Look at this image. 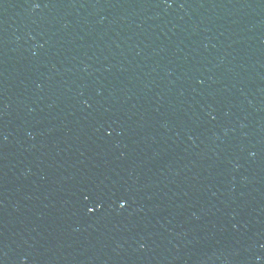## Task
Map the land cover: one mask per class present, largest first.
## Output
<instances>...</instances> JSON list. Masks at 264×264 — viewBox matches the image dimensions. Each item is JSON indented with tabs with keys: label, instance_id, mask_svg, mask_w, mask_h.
Here are the masks:
<instances>
[{
	"label": "water",
	"instance_id": "1",
	"mask_svg": "<svg viewBox=\"0 0 264 264\" xmlns=\"http://www.w3.org/2000/svg\"><path fill=\"white\" fill-rule=\"evenodd\" d=\"M0 264H264V0H0Z\"/></svg>",
	"mask_w": 264,
	"mask_h": 264
},
{
	"label": "snow or ice",
	"instance_id": "2",
	"mask_svg": "<svg viewBox=\"0 0 264 264\" xmlns=\"http://www.w3.org/2000/svg\"><path fill=\"white\" fill-rule=\"evenodd\" d=\"M121 207H123V204H121ZM88 211H92V209L90 208V209H88Z\"/></svg>",
	"mask_w": 264,
	"mask_h": 264
}]
</instances>
